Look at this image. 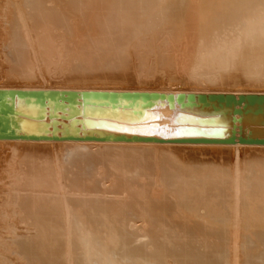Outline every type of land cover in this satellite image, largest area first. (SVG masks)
Wrapping results in <instances>:
<instances>
[{
    "label": "rangeland",
    "instance_id": "374dc122",
    "mask_svg": "<svg viewBox=\"0 0 264 264\" xmlns=\"http://www.w3.org/2000/svg\"><path fill=\"white\" fill-rule=\"evenodd\" d=\"M9 1L0 0V75L8 87L162 90L170 83L188 91H264V62L248 70L243 44L232 50L211 38L264 33L246 31L256 17L263 20L253 25L264 27L263 0L253 7L242 0H154L149 9L134 0L116 8L115 19L125 10L153 13L132 30L120 22L116 29L87 25L54 0L50 11L62 21L47 31L46 46L26 22L23 0ZM210 17L216 31L207 26ZM100 31L104 41L94 43ZM12 33L24 38L17 49ZM16 51L24 54L9 66ZM219 52H236L242 64L212 68L206 55ZM27 62L29 69L14 67ZM31 146L9 145V158L0 154V235L9 238L1 241L0 264H36L40 254L51 264H264V149ZM40 221L47 233L34 230ZM12 235L25 237V252ZM40 243L42 251L33 252Z\"/></svg>",
    "mask_w": 264,
    "mask_h": 264
},
{
    "label": "water",
    "instance_id": "95a60500",
    "mask_svg": "<svg viewBox=\"0 0 264 264\" xmlns=\"http://www.w3.org/2000/svg\"><path fill=\"white\" fill-rule=\"evenodd\" d=\"M7 137L264 144V94L0 90Z\"/></svg>",
    "mask_w": 264,
    "mask_h": 264
},
{
    "label": "bare ground",
    "instance_id": "6f19581e",
    "mask_svg": "<svg viewBox=\"0 0 264 264\" xmlns=\"http://www.w3.org/2000/svg\"><path fill=\"white\" fill-rule=\"evenodd\" d=\"M6 1H8V3H10L9 0H6ZM59 1L64 2L65 7L69 9V12H71V13L75 14L76 16H78L80 18L81 22H83V23H85L87 25H90V26L92 25L93 27L94 26L97 27V28L99 27L101 30H103L104 28L112 29V28L115 27L117 22H120V27H122V28L125 27L126 29L132 30V29H135L137 26H139L141 24L144 25L145 22L140 24L139 21L140 20H145L146 21V20L150 19L149 16L151 15V13H153V11L149 12V10H148L146 12H142L143 14H141L140 16H138V15L134 16V14H132L130 12V10L129 11L125 10L123 12H118L119 16H118L117 19H115L114 14H115L116 8L119 7V8L127 9L130 6L135 5L134 4V0H59ZM153 1L154 0H137L138 3H140L142 6L146 7L147 9L150 8V5L153 3ZM164 1L167 2V5H172V3L176 2L175 0H164ZM229 1L232 2V1H237V0H229ZM242 1L247 6L249 5L250 7L262 4L261 0H242ZM48 2H49V4H48ZM162 2H163V0H162ZM23 3H24L25 9H27L29 11L28 14H25V15H27V18H25V19H26V22L28 23V26L30 27V29L37 28V30H38V32L40 34V37L38 38V43H40L41 45L43 43V45L46 46L48 44V42H49V40H46L47 39L46 38L47 31L48 30L50 31L52 29V27L58 25L62 21L60 19L62 16H60V14L58 12L53 13L52 11H50L51 10V6L54 3V0H23ZM163 4H164V2H163ZM10 5H12V4H10ZM154 8H156V4L153 6V9ZM66 11H68V10H66ZM155 15L158 16L156 13H155ZM189 15L190 14H188V17H189ZM191 16L193 17V14ZM7 17H9V16H7ZM232 18H235V17H232ZM229 19H228V21H229ZM19 20L17 21L18 23L17 22L15 23L16 25L21 23ZM154 20L156 21V18ZM260 20H263V18H259L258 19V17H256L255 19L252 20V22H254V23H250L249 22L248 23V27L246 28V31L252 30V29H261V28L264 29L263 26L257 27L256 25H253V24H258L255 21H260ZM232 21H230L229 24L232 25L233 23H236L237 20H234L233 22ZM9 22H12V21L9 20ZM207 22H208L207 23L208 28L216 31L214 29V27H216V25H217L216 24L217 19L210 17V19ZM13 23H14V21H13ZM13 23H12V27H13ZM123 23H124V25H123ZM151 24L152 23H150V25ZM153 24H154V22H153ZM155 24H156V22H155ZM170 25H172V24H170ZM18 26L19 25L16 26L17 29L19 28ZM22 26H23V24H22ZM109 26H111L112 28L111 27L109 28ZM192 26H194V25H192ZM8 27H11V26H8ZM16 28H15V31H17ZM84 28H86V27H84ZM115 29H116V27H115ZM12 30H10V31H12ZM85 30H87V29H85ZM108 32H111V31H108ZM100 33H101V31L98 34L100 35V37L102 39L100 37L95 36V35L92 36V39H93L94 43H98V42L104 41V38L102 37V35ZM17 34L18 33H16V34L12 33L13 37L10 36L12 38V40H11L12 41V46H14L15 49H17L16 47H19L20 45H22L23 44V40H24V38L21 37V34H18V35ZM95 34H97V33L95 32ZM15 35H17V36H15ZM10 37H8V40H9ZM217 37H219L220 39L225 40L226 42L224 41L222 44L228 45V48L231 47L232 50H235V48L240 47L241 46L240 44H243V46L248 49L250 55L248 57L246 56V58H245V63L247 64L248 70H249V67H251V68L252 67H256L257 64H260V63L264 62L263 54H256L255 53L258 49L264 50V33H250V32H248V34L241 35V33L238 31L237 33H235L233 35L225 36V37H221L220 35H212L211 36L213 41H217ZM119 38L121 39L120 42H126L127 39H128V38H126L125 35L120 36ZM219 43H220V41H219ZM217 47H219V46L217 45ZM23 54H24L23 52H19V51H16L14 54H12L11 61H8V62H10L9 66L12 65L14 59H17L19 61V58H21ZM240 61H241V58L239 56H237L236 52L234 54L232 52H230V54L229 53H220V52L219 53H212L211 55L210 54L206 55V58H205V62L208 65L211 64L212 68H214L216 70H223V69L230 70V68H236V66H240L242 64ZM199 63L202 64V60H199ZM22 66L23 67L18 65V66H14V67H16L17 69H24V68L25 69H29L28 66L32 67V63L31 62H29V63L27 62V63H24ZM10 68H12V67H10ZM222 79H223V77H222ZM5 83H6L5 77L0 75V90L17 89V90L25 91V90H43V89H56V90H62V89H73V90H81V89L100 90V89H106V90H114V91H119V90L156 91L157 90V91H161V92H167V93L170 92V93H174V94L176 92H185V93H188V92L189 93L190 92L191 93H194V92H198V93H212V92L250 93L251 92V93H263L264 94V91L263 92H256V91L245 92V91H241V90H237V89H232L231 92H224V91L208 92V91H202V90L188 91V90H183V89H180V88H177V87L174 88V86L171 85L170 83H168V86L165 89H162V90H158V89H156V90L149 89L148 90V89H139V88H137V89H128V88H123V87H118V88H112V87H96V88L71 87V88H63L62 87L61 88L59 86L51 87V88H48V87L30 88V87H27V86L25 88L24 87L16 88V87H8ZM74 88H77V89H74ZM160 110H162L164 112L163 114H167L168 113L166 109H160ZM153 112L157 113L158 111L153 110ZM151 134H153V132H151ZM15 144L25 145V146L27 145V147H28V145L29 146L30 145H32V146L34 145L35 147L36 146H43V149H45V147H47L45 145L60 146V145H64V144H67V145L73 144V145H78V146H82V147L83 146H101V145H105V146L108 145V146H115L116 147V146L123 145V146H130V147H133V146L134 147H139V146H143V147L144 146H146V147L147 146H150V147L151 146H155V147L156 146L157 147L158 146H162V147H176V146H180V147H188V148H204V146H206V147H210V148H214V147L222 148V147H224V148H229L230 150H232V149L235 150V148H251V147L252 148H256V149H262V150L264 149V144H254V143L245 144V143H241L239 141H234L233 143L228 144V143H216V142H214V143H207V142H195L194 143V142H182V141H176V142L158 141V142H156V141H141V140H139V141L101 140L100 141V140H86V139H82V140H73V139L57 140V139H51V138H45V139L26 138L25 139V138H8L7 137V138H0V154H3L4 157H5V155L10 154L9 151L11 150V148L9 150H7L8 152L4 148H8L9 145H15ZM40 148H41V150H43L42 147H40ZM2 151H3V153H1ZM4 157H2V158L4 159ZM7 157H8V155L6 156V158ZM5 161H8V160H5ZM5 161H4V163H5ZM8 164H7V167H8ZM3 199H4V197H3ZM90 204H92V202H90ZM86 205H88V204H86ZM96 206H94V207H96ZM89 207L88 208L91 209L93 206L92 207L89 206ZM94 207H93V209H94ZM92 212H94V211H92ZM2 225L0 224V228H1ZM85 226H86V228H84V229H87V225H85ZM35 228H37L38 230L41 229V233H47L45 231V229L43 228L42 221H40L39 223L35 224L34 225V230H35ZM2 229H3V227L1 228V230ZM5 232H7V230ZM39 234H40V232H39ZM7 235L5 234V236H7ZM29 236H31V235H29ZM0 237H1V235H0ZM8 237H10V235ZM18 237L16 236L17 239H15L14 236H13L12 237V239H13L12 241H15L17 247H19V250L21 252H25L26 251V245H25V242H24L25 241V237H23V236L20 237V238H18ZM38 237H42V236L40 235ZM1 239H0V250L2 249V247H1L2 246V242L1 241H3L4 237L3 238L1 237ZM5 239H6V237H5ZM8 239L9 238H7L6 240H8ZM12 241H10V242L13 243ZM5 242H3V243H5ZM7 244L9 246L11 245L9 243H7ZM39 245H42V243H40L37 246H35V251H34V249L32 251L33 252H41L42 251V247H44V245H42V246H39ZM91 247H92V250H93V246H91ZM8 250H9V248H7V251ZM5 251H6V248H5ZM9 252H8L9 256L12 257L10 255L11 252L10 253ZM2 253H3V251H2ZM6 256H8V255H6ZM0 257H1V255H0ZM3 261L4 260H2L1 262H3ZM61 262H62L61 260L60 261L58 260L57 264H60ZM12 264H14V263H12ZM36 264H51V260L47 261V259L43 258V256H41V254H40V256H36Z\"/></svg>",
    "mask_w": 264,
    "mask_h": 264
}]
</instances>
